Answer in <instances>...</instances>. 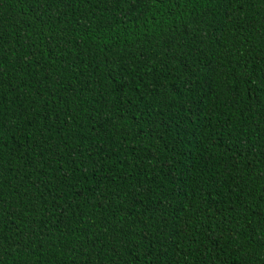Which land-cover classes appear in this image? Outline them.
<instances>
[{
	"label": "trees",
	"instance_id": "obj_1",
	"mask_svg": "<svg viewBox=\"0 0 264 264\" xmlns=\"http://www.w3.org/2000/svg\"><path fill=\"white\" fill-rule=\"evenodd\" d=\"M0 264H264V0H0Z\"/></svg>",
	"mask_w": 264,
	"mask_h": 264
}]
</instances>
